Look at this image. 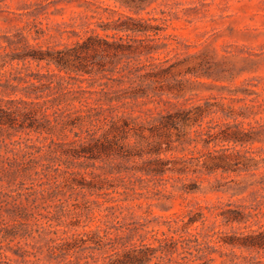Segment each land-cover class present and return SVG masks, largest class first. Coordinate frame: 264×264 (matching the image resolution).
<instances>
[{"label":"rangeland","instance_id":"rangeland-1","mask_svg":"<svg viewBox=\"0 0 264 264\" xmlns=\"http://www.w3.org/2000/svg\"><path fill=\"white\" fill-rule=\"evenodd\" d=\"M120 13L143 18L144 24L159 29L145 35L132 34L139 39L150 36L153 39H145L144 44L158 47L132 61L133 67L142 68L138 73L161 65L169 68L171 73L155 82L158 89L165 84L167 92L162 97L182 107L201 106L204 110L201 125H192L193 121L185 125L183 141L172 143L173 149L164 156L207 157L209 152L220 155L227 148L239 167L213 172L202 169L185 176L171 172L149 176L135 169L134 162H126L128 168L110 174L107 170L111 161L85 162V167L81 165L83 159L74 160L70 170L80 174L70 176L68 186L65 182L59 189L42 186L47 190L44 196L35 200L37 196L32 195L31 203L26 195L18 193L28 191L26 187L33 186L32 181L21 186L18 180H3L0 196L12 200L19 196L18 200L28 206L29 216L0 221V226L9 225L23 235L2 243L0 264H106L103 256L110 250L95 249L98 237L108 246L118 237L130 239V246L144 243L159 248L166 238L189 243V250L180 242L173 254L158 252L162 258H155L152 264L171 258L170 263H174L183 257H200L188 264H264V249L234 247L220 240L234 232H264V0H0V98L34 100L35 95L29 98L26 88L51 80L63 83V89H38L43 98L37 99L41 104L32 107L53 105L50 112L60 108L65 114L71 113L81 107L80 102L71 101L73 96L93 97V104L97 95L90 91L101 87L91 86L92 76L73 74L84 79L80 82L54 65L12 60L11 55L16 45L25 43L46 49L75 41L91 31L113 34L114 30L105 31L103 27L120 23ZM38 73L45 75L40 81L34 76ZM168 82H180V92H175L179 98L167 94ZM50 95L62 99L60 104L44 103ZM144 107L164 113L170 109L163 103ZM58 118L54 134L30 133L27 129L17 132L14 139L23 145H45L44 151L49 145L70 149L74 132L69 127L63 129L67 118ZM210 127L211 133L205 134ZM232 132L241 133L247 141H221ZM207 163L212 160L207 158ZM92 173L105 179L104 189L71 188L74 178L95 180ZM52 177L38 181L53 182ZM57 180L67 181L63 175ZM191 185L197 190L186 192L185 187ZM260 201L261 206L253 212L257 215L247 222L225 224L220 214L230 208L228 203L249 205ZM190 210L195 215L203 212L204 222L185 226ZM65 242L68 245L62 246ZM17 249L26 252L25 258L15 252Z\"/></svg>","mask_w":264,"mask_h":264},{"label":"trees","instance_id":"trees-1","mask_svg":"<svg viewBox=\"0 0 264 264\" xmlns=\"http://www.w3.org/2000/svg\"><path fill=\"white\" fill-rule=\"evenodd\" d=\"M123 20L113 27L106 25L103 30H114L113 34H101L97 31H91V34L80 37L72 42H60L53 47L44 49L43 47H34L30 43L16 45V51L11 55L12 60L36 62H45L47 65H54L60 72H65L71 78L80 82L79 76L89 75L93 77L91 86L96 84L101 87L99 90L90 91L96 94L94 103L90 99L93 97L73 96L71 101H78L81 107L65 114L60 108L50 112L53 105L32 107L41 104L37 99L43 98L39 91L61 90L63 83L48 80L41 82L39 86L32 83L30 88H26V94L29 98L35 95L34 100L4 99L0 98V182L8 180L20 181L24 186L25 182L32 181L31 187H26L25 193H18L19 196L26 195V200L31 203L30 197L36 195L35 200L40 195L44 196L46 189L42 186L48 185L49 188L59 189L62 184L69 182L72 175L80 174L79 171L70 170L74 160L83 159L81 165L85 162L106 160L109 163L108 173L114 174L121 172L126 162H134V168L142 171L149 176H164L165 174L178 173L188 175L197 173L202 169L207 172L217 170L229 171L236 170L239 167L237 158L227 153V148L223 149L220 155H202L199 157H173L166 155L173 149L172 143H181L186 136L185 125L193 121L192 125H201L204 118V110L201 106L188 108L182 107L177 102L163 98L165 84L158 89L155 82L159 76H167L171 73L169 68H152L145 74H140L142 68L133 67L132 61H137L142 54H150L158 47L144 44L145 39L152 40L150 36L145 39L135 38L133 35L147 34L158 28L144 24L143 18H137L131 15L120 13ZM121 19V18H120ZM126 33V35H119ZM76 34V33H75ZM78 36V35H77ZM23 40V39H20ZM21 42V41H19ZM13 42L10 41V45ZM76 74V75H73ZM39 81L45 75L40 73L34 75ZM106 78V82H100ZM147 80L150 83L147 84ZM180 82H168L166 84L167 94L179 98ZM6 88V87H4ZM5 91L2 89V92ZM85 91V90H84ZM151 92H153L152 95ZM50 99L44 100L55 104L62 101L59 97L50 95ZM149 103L169 104L170 109L165 113L163 110L145 108ZM67 118L63 123V129L69 127L70 132H74V140L70 142V149L64 147L53 148L50 145L44 151L45 145L25 144L14 137L17 132L28 131L39 134H54L56 132L58 117ZM207 131V135L211 130ZM203 133H200L202 135ZM66 135V134H65ZM175 136V138H174ZM238 132L227 133L221 141H234L244 143L247 139ZM47 139V137H45ZM206 142V141H205ZM208 143V141H207ZM166 144V147H164ZM207 158L212 163H207ZM55 159H58L55 161ZM140 160L141 163L138 164ZM114 161V162H112ZM116 161V162H115ZM65 165V169L62 166ZM88 165V164H86ZM85 165V167H86ZM95 180H87L83 177L72 179L71 188L75 185L79 188H90L95 191H101L105 188L106 181L100 175L92 173ZM63 175L67 181L63 183L57 180V177ZM53 176V182H39L38 179ZM97 178V179H96ZM66 186V184H65ZM40 187V188H38ZM186 192H194L197 187L187 186ZM3 199L0 196V221L12 219L17 221L18 217L27 218L29 213L28 206L18 200L20 198ZM262 202L252 204L228 203L229 209L222 211L225 224L247 222L251 218ZM264 204V201H263ZM188 219L184 225H192L196 221L204 222L205 215L199 212L194 214V210L188 212ZM184 219H182L183 221ZM19 235L9 225L0 226V251L3 249V242H12ZM223 244L234 247L246 248L250 250L264 249V232L256 233L251 230L248 233L238 234L234 232L220 239ZM130 239L118 237L109 244H105L103 239L98 237L95 240V249L103 250L108 248L110 253L103 256L107 259L106 264H152L157 258V253L164 255L177 252L179 239L166 238V243L154 248L146 244L131 245ZM197 246L200 245L198 239H195ZM184 249L191 248L188 242L183 241ZM68 245L67 242L63 245ZM57 248V246H56ZM197 251L200 252L199 247ZM20 257L25 258L26 252L17 249L15 251ZM188 252V251H187ZM108 253V252H106ZM200 257L181 260L169 259L167 262H155V264H188L195 262ZM159 261V260H158ZM198 264V263H197Z\"/></svg>","mask_w":264,"mask_h":264}]
</instances>
